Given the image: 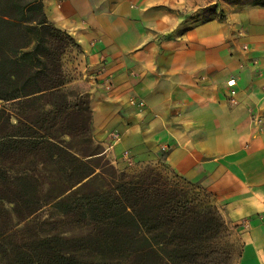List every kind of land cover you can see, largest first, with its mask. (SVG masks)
I'll return each mask as SVG.
<instances>
[{
	"label": "crops",
	"instance_id": "crops-1",
	"mask_svg": "<svg viewBox=\"0 0 264 264\" xmlns=\"http://www.w3.org/2000/svg\"><path fill=\"white\" fill-rule=\"evenodd\" d=\"M43 2L78 45L64 61L88 84L103 154L200 185L240 245L236 264H264V6L214 1L207 19L200 0Z\"/></svg>",
	"mask_w": 264,
	"mask_h": 264
},
{
	"label": "trees",
	"instance_id": "trees-1",
	"mask_svg": "<svg viewBox=\"0 0 264 264\" xmlns=\"http://www.w3.org/2000/svg\"><path fill=\"white\" fill-rule=\"evenodd\" d=\"M72 48L74 38L49 20L43 0H0V194H36L39 166L54 164L60 194H70L54 208L91 226L86 237L47 232L13 247L11 264H229L231 228L210 194L158 167L129 173L104 161L92 140L88 84L71 81L63 65ZM76 138L83 145L75 147ZM98 169L104 185L73 190ZM0 199L14 203L19 220L32 214L19 196ZM88 250L95 254L84 256Z\"/></svg>",
	"mask_w": 264,
	"mask_h": 264
},
{
	"label": "rangeland",
	"instance_id": "rangeland-1",
	"mask_svg": "<svg viewBox=\"0 0 264 264\" xmlns=\"http://www.w3.org/2000/svg\"><path fill=\"white\" fill-rule=\"evenodd\" d=\"M203 4L206 5L205 9L202 10L203 14L207 16V19L212 18L214 11L217 10L216 2L220 0H200ZM228 4H241V5H252L255 2H264V0H221ZM218 13V12H217ZM218 15H223L221 12ZM66 57H63V65L65 71L68 73L69 79L76 80L81 77L78 76V73H75L72 70V67L68 65L67 60L64 61ZM84 89L89 91V87L86 86ZM7 107L12 109V105L8 104ZM92 140L94 147L98 148V151H102L101 145L94 139V132L92 131ZM66 140L70 138L66 136ZM84 140L82 138H76L73 142V145L76 147L83 145ZM161 151L165 153L167 148ZM105 160L110 161V163L119 171H127L129 173H138L147 167H157L158 164L146 163L141 160H136L135 157L131 156L129 151H125L122 155V162L117 164L113 163L114 158L107 157L106 154L103 155ZM123 163V164H121ZM163 171L167 173L166 167L162 168ZM106 171L105 177H108L107 172H109V167H105ZM42 177L38 178L36 183L38 186V191L36 194H0V196H8L10 198L21 197L23 200L27 201L25 204H30L32 208V214H29L28 211L24 214V219L19 220L15 213V205L13 202L0 199V264H11L10 253L13 247H23L25 245H30L34 240L39 238H44L47 232L51 234L60 235L66 238H82L86 237L91 230V226L78 222L75 217H63L53 206V204L60 198L68 196L70 194H60L61 190L65 187L60 184L56 177V166L54 164H47L45 166H39L38 170ZM99 173H102L100 169L97 170V174L93 177L87 179L84 185H79L73 190H85L87 186H98L101 187L104 185V180L99 176ZM175 181H179L180 178L177 176H172ZM199 187H197V186ZM191 188L192 192L196 194H205L206 192L200 185L196 184ZM201 188V189H199ZM22 205V202L19 205ZM22 209V208H21ZM27 210V209H25ZM25 212V211H24ZM28 214V215H27ZM90 242V241H88ZM87 242V243H88ZM230 244L233 248L232 260L229 264H236L239 259L240 245L236 242L235 238L231 236L229 239ZM86 243V244H87ZM95 254L92 251H84V256H91ZM96 256V255H94ZM110 256V255H108ZM100 258V257H96Z\"/></svg>",
	"mask_w": 264,
	"mask_h": 264
},
{
	"label": "built area",
	"instance_id": "built-area-1",
	"mask_svg": "<svg viewBox=\"0 0 264 264\" xmlns=\"http://www.w3.org/2000/svg\"><path fill=\"white\" fill-rule=\"evenodd\" d=\"M226 86L228 89L229 103L232 106L239 105L241 103L242 99H241V95H240V90L238 88L237 79L235 77L229 78L226 81ZM111 87H112V82L108 81L107 88L109 89ZM263 91H264V89H263ZM131 103L134 105H137L140 108H142L144 106V102L142 100L133 99L131 101ZM165 149H166V147H163V150H165Z\"/></svg>",
	"mask_w": 264,
	"mask_h": 264
}]
</instances>
